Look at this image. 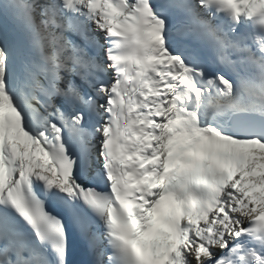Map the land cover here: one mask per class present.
Wrapping results in <instances>:
<instances>
[{
  "label": "snow or ice",
  "instance_id": "obj_1",
  "mask_svg": "<svg viewBox=\"0 0 264 264\" xmlns=\"http://www.w3.org/2000/svg\"><path fill=\"white\" fill-rule=\"evenodd\" d=\"M0 264H264V0H0Z\"/></svg>",
  "mask_w": 264,
  "mask_h": 264
}]
</instances>
